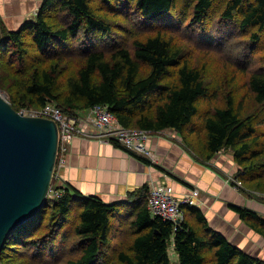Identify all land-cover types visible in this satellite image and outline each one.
Segmentation results:
<instances>
[{
	"label": "trees",
	"instance_id": "16d2710c",
	"mask_svg": "<svg viewBox=\"0 0 264 264\" xmlns=\"http://www.w3.org/2000/svg\"><path fill=\"white\" fill-rule=\"evenodd\" d=\"M92 2L43 0L34 21L15 31L0 27V54L10 57L4 79L15 87L9 88L16 95L11 98L12 108H40L52 102L73 115L96 104L106 105L124 127L178 131L186 146L204 160L230 149L237 166L233 185L264 194V189L251 185L264 179V159L259 161L264 157V56L246 83L259 113L244 117L241 103L235 106L228 96L224 106L199 114L198 101L210 97L200 69L182 62L180 50L161 31L186 36L192 31L202 43L214 47L220 45V31L231 24L236 36L257 44L264 33V0H191L182 9L177 0H99L106 11L113 6L126 20L129 14L135 17L130 20L139 31L154 30L145 38L131 37V48L128 41L121 44L128 29H114L111 21L95 13ZM53 8L60 14L58 23L50 20ZM26 40L39 57L48 60L26 61ZM171 69L174 78L168 81ZM4 83L0 78V89ZM196 117L200 125L193 127ZM51 184L60 189V196L46 200L32 220L8 236L1 264L6 249L26 251L28 259L40 264L59 261L66 251L62 264H171L170 242L178 264H264L209 229L203 217L197 215V224L190 222L187 215L194 206L182 207L185 218L176 230L171 222L152 216L145 202L147 187L133 196L136 201L128 210L126 204H105L69 186ZM232 208L264 238V217L247 208ZM115 223L126 224L130 238L124 249L107 259L105 249L117 233Z\"/></svg>",
	"mask_w": 264,
	"mask_h": 264
},
{
	"label": "crops",
	"instance_id": "0c3cea01",
	"mask_svg": "<svg viewBox=\"0 0 264 264\" xmlns=\"http://www.w3.org/2000/svg\"><path fill=\"white\" fill-rule=\"evenodd\" d=\"M42 3L43 0H0V27L15 31L34 21ZM146 145L155 157L154 162L132 155L114 143L74 138L66 163L53 181L58 187L69 186L105 204H126L128 210L136 201L133 196L150 184L171 187L176 198L197 190L194 210L188 211L187 219L197 224V215L203 217L209 229L252 255L246 248H254L261 235L232 206L247 208L264 217V202L233 185L237 166L232 151L221 150L204 160L186 146L174 129L151 132Z\"/></svg>",
	"mask_w": 264,
	"mask_h": 264
},
{
	"label": "rangeland",
	"instance_id": "374dc122",
	"mask_svg": "<svg viewBox=\"0 0 264 264\" xmlns=\"http://www.w3.org/2000/svg\"><path fill=\"white\" fill-rule=\"evenodd\" d=\"M98 1L99 0H93L92 2V6L94 7L95 13L98 16L107 18L115 25L114 29H117L118 31L128 29V34L122 32L120 33V35L122 36L125 34L121 39V44L124 45L126 41H128L127 46L131 48L130 43L131 40L134 38V35H137V38H145L147 35L154 34L152 32L154 30L139 31L136 23H134L133 20H130V18L135 19V17H130V14L127 16V19L129 20H126L123 15H118L116 13L115 7H107L108 9L113 10L106 11L105 5H100ZM188 1L191 2V0H177L178 6H181H179V8L182 9V7L186 5ZM185 11L186 14L190 13L188 7L185 8ZM51 14L52 19L50 20L52 22L54 21L55 23H58L61 21L60 14H57L56 8H53V10H51ZM226 25L228 26V28L224 27L219 33V36L221 37L220 45H214V47H208L207 45L202 43L199 39V36L197 37L195 32L192 31L188 32L189 36H186V34H181L177 31H161L164 37L170 41L173 48L180 50L182 55V62H186L190 67L200 69L202 79L205 83L210 97L206 99L202 98L198 101L197 106L199 114H201L202 111L212 107L224 106L227 97L231 96V98L233 99V104H235V106H238L239 103H241V114H243L244 117L247 114L254 115L256 114V112L259 113L258 111L260 109V106L255 103L253 95L249 91L246 83L249 77V73L252 72L255 68H257L258 65H261L260 61H262V57L264 56V33H262L260 37L261 39L257 44H251L248 42V38L246 36H236L235 31H231V26L233 25ZM194 30L198 31V29L196 28H194ZM209 33H212V31H210ZM129 34L132 35L129 36ZM31 45V41L26 40L24 48H26L27 50L29 49L24 56L26 61L28 60L30 62L33 57L39 58V60H48L43 59V56L39 57V54L35 51L33 47H31ZM244 50L245 52L243 55L242 51ZM9 58V53H3L2 55L0 54V78L5 81L3 89H0V94L4 97V99H6L10 103L11 98L16 97V95L14 92L15 87L9 84L10 80H7V78L4 79V76L9 73V66L7 61ZM14 64H16V61H14ZM37 64L41 65L40 63ZM170 73L172 74V69L170 70ZM168 77V81H170L174 78V75L172 74L171 77ZM12 87H14V89L11 93V90L9 88ZM82 115L83 114H80V116ZM199 120L200 117H196L194 119L193 127H197V125H200ZM262 159H264V157L259 158V161H262ZM243 174L245 175L244 172ZM53 180L54 177L52 179V183ZM233 180L235 181V179ZM251 185L253 187L258 185L260 188L264 189V179L257 180V182H254ZM247 186L249 185L247 184ZM252 194L256 195L259 200L264 202V194H255L253 192ZM51 197L52 193L47 196L46 200L52 202ZM115 225L117 227V233L115 234V237L111 240L109 247L105 249L104 255L105 257H107V259L111 255L116 254V252L120 249H124L128 239L130 238L129 231H125V229H127L126 224H121L120 226H118V224L115 223ZM17 250L20 251L19 249ZM168 250L171 258V264H178V259L175 251L172 249L171 242L169 244ZM246 250L252 253V256L264 262V238L262 236L260 237V240L258 241L256 246H254V248L250 249L248 247L246 248ZM59 253L61 254V252ZM68 254L69 252L66 251V253L61 255V259L59 261L50 262L48 264H62V262L65 263V260H63V258H65ZM2 256H5L3 258L4 264H40L38 262L28 259L26 257V251L18 253L16 250L12 252L6 249ZM207 263L210 264V262Z\"/></svg>",
	"mask_w": 264,
	"mask_h": 264
},
{
	"label": "water",
	"instance_id": "95a60500",
	"mask_svg": "<svg viewBox=\"0 0 264 264\" xmlns=\"http://www.w3.org/2000/svg\"><path fill=\"white\" fill-rule=\"evenodd\" d=\"M57 148L54 121L22 115L0 94V253L46 203Z\"/></svg>",
	"mask_w": 264,
	"mask_h": 264
},
{
	"label": "built area",
	"instance_id": "2783aa9c",
	"mask_svg": "<svg viewBox=\"0 0 264 264\" xmlns=\"http://www.w3.org/2000/svg\"><path fill=\"white\" fill-rule=\"evenodd\" d=\"M18 112L25 116L51 119L56 123L58 148L53 177L65 165L70 143L78 137L114 143L132 155L155 161L154 155L146 145L150 132L122 126L106 105L96 104L81 112L67 115L57 104L49 102L40 108H22ZM80 114L83 115L80 116ZM50 193H52L51 198H57L61 191L50 186L48 195ZM196 196H198V191L194 190L190 195L176 198L171 187L163 184H150L147 209L152 216H158L171 222L176 230L185 218L182 207L195 206Z\"/></svg>",
	"mask_w": 264,
	"mask_h": 264
}]
</instances>
